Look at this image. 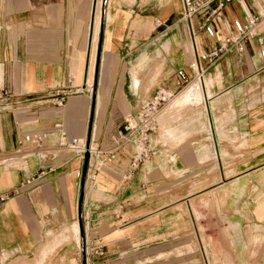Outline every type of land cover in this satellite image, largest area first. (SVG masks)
Returning <instances> with one entry per match:
<instances>
[{"label":"crops","instance_id":"0c3cea01","mask_svg":"<svg viewBox=\"0 0 264 264\" xmlns=\"http://www.w3.org/2000/svg\"><path fill=\"white\" fill-rule=\"evenodd\" d=\"M97 2L0 0V195L47 172L0 204V264H264L250 240L264 232L259 46L243 41L242 53L200 77L189 68L197 60L203 69L202 56L235 37L234 20L263 14L264 0L225 4L214 38L198 29L200 17L191 29L178 20L181 0H108L94 47ZM257 33L264 38L262 25ZM143 55H165L172 97L176 71L197 81L181 94L198 98L200 112L165 129L182 141H152L155 154L133 167L123 123L140 102L129 68ZM60 91L68 95L57 106ZM42 133L49 137L36 145ZM74 139L113 154L94 180L93 159L70 146ZM188 241L196 259L173 261Z\"/></svg>","mask_w":264,"mask_h":264},{"label":"built area","instance_id":"2783aa9c","mask_svg":"<svg viewBox=\"0 0 264 264\" xmlns=\"http://www.w3.org/2000/svg\"><path fill=\"white\" fill-rule=\"evenodd\" d=\"M231 1L233 0H181L183 8L178 20L180 22L188 23L189 28L191 29V20L194 17H200L201 20L198 29L206 34L207 37L214 38L216 32L213 27V22L221 17L225 4ZM261 25L264 28V13L250 15L243 21L234 20L232 26L234 28L235 37L223 38L217 46L204 54L202 56V61L205 64L203 69L199 67L197 60L191 62L189 68L192 71H196L197 75L200 77L210 66L216 64L227 53L233 50L242 53V42L247 39L256 40V43L259 46V59L264 67V38L257 33L258 27ZM174 75L177 88H181L191 82L184 70H178ZM69 83L71 82L69 81ZM67 95L66 91L58 92L53 97L55 104L57 106H62ZM171 98L172 95L165 90L158 91L151 98L142 101L135 113L129 114L125 117L123 123V129L126 133L124 143L129 144L134 148L131 166L136 167L139 163L148 160L155 154V145L152 144L151 136L157 133L159 127L157 120L158 115L162 110V107L168 103ZM53 129L60 132V135L63 136V134H61V124H54ZM48 137L49 133H42L32 136V139H26H31L36 145H41L48 139ZM70 146L77 149L78 154L81 157L84 158V155L88 153L89 159H93V171L90 176L91 180H94L96 172L99 167L103 165L105 159H108L113 155L112 153H108L109 150L92 147L90 144H87L85 140L74 139ZM46 173L45 170H41L35 176L26 179L18 186V188L13 190L11 194H18L22 189L39 182L46 176ZM11 194H1L0 204L4 203ZM96 253L99 256L103 255V252L100 250H97Z\"/></svg>","mask_w":264,"mask_h":264},{"label":"rangeland","instance_id":"374dc122","mask_svg":"<svg viewBox=\"0 0 264 264\" xmlns=\"http://www.w3.org/2000/svg\"><path fill=\"white\" fill-rule=\"evenodd\" d=\"M97 0H95L96 2ZM101 1V2H100ZM101 3L102 8V2L103 0H98L97 3ZM108 0H106L105 5L107 6ZM105 6V8H106ZM94 6V10H95ZM98 7V6H97ZM99 22V26H100ZM181 45V44H180ZM178 45V48L179 46ZM184 50H191L190 45H183ZM166 54L169 55L170 51L168 49H165ZM145 55L141 56L139 60H135L130 65V74L131 70L135 69L136 67V74L130 75L132 77V87L135 88L136 80L138 84L136 85V91H135V105L136 102L139 100V105L142 101L147 100L151 98L155 93L161 90H167V91H173V89H170L168 85L171 83L169 80L168 82L165 81L166 72L164 71V65H165V55H159V58H152L151 55ZM189 87H195V85H199L197 81H191ZM188 85L182 86L181 88H177L176 92L173 94V97L171 100L166 103L162 110L160 111L158 115V131L156 134L151 136V139L155 145L160 144L163 147L171 148L176 145V142L182 141L181 139H175L173 137V132H166V128L174 127L179 125V120L182 117H191L192 115L199 114L200 108L197 107L199 104L198 98H194L192 103H187L185 99V95L181 94L184 93V91H187L186 87ZM93 87V84H92ZM93 89V88H92ZM166 91V92H167ZM169 93V92H168ZM185 99V100H184ZM142 100V101H141ZM138 105V107H139ZM137 108H135V112L137 111ZM165 117H167L165 119ZM165 121V122H164ZM164 122V123H163ZM164 130V131H163ZM159 146V145H158ZM253 236V237H252ZM250 236L251 244L253 245L252 248V254L253 255H264V232L258 234H253ZM249 237V236H248ZM189 247H187L186 250H176L172 252V260L175 261L177 258L176 256L184 255V258L186 260L192 261L196 259V249H191V242L188 241ZM195 246V245H194ZM258 252V253H256ZM256 253V254H255ZM186 256V257H185ZM164 258V257H160Z\"/></svg>","mask_w":264,"mask_h":264},{"label":"bare ground","instance_id":"6f19581e","mask_svg":"<svg viewBox=\"0 0 264 264\" xmlns=\"http://www.w3.org/2000/svg\"><path fill=\"white\" fill-rule=\"evenodd\" d=\"M104 16H105V14H104ZM102 19H103V12L101 11V3L99 2L98 3V11H97V20H96L95 30H94V47H96V42H97L99 29H100L99 22H101ZM93 61H94V65H95V58H93ZM91 79H93V78H91Z\"/></svg>","mask_w":264,"mask_h":264},{"label":"water","instance_id":"95a60500","mask_svg":"<svg viewBox=\"0 0 264 264\" xmlns=\"http://www.w3.org/2000/svg\"><path fill=\"white\" fill-rule=\"evenodd\" d=\"M105 3H106V0H103V2H102V12H103V19L101 20V23H100V30H101V26L103 25V22H104V14H105ZM100 40V39H99ZM98 62H99V59H98V57H96V60H95V70H94V79H93V85L96 83V80H97V69H98ZM84 159H85V161L87 162L88 161V159H89V154L88 153H86L85 155H84Z\"/></svg>","mask_w":264,"mask_h":264}]
</instances>
